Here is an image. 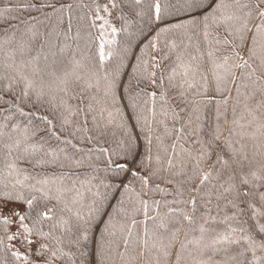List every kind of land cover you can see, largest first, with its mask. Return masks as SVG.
I'll return each instance as SVG.
<instances>
[{
  "label": "snow or ice",
  "instance_id": "6c2138e0",
  "mask_svg": "<svg viewBox=\"0 0 264 264\" xmlns=\"http://www.w3.org/2000/svg\"><path fill=\"white\" fill-rule=\"evenodd\" d=\"M83 7L0 39V264H264V0Z\"/></svg>",
  "mask_w": 264,
  "mask_h": 264
},
{
  "label": "trees",
  "instance_id": "16d2710c",
  "mask_svg": "<svg viewBox=\"0 0 264 264\" xmlns=\"http://www.w3.org/2000/svg\"><path fill=\"white\" fill-rule=\"evenodd\" d=\"M36 0H0V39L5 36L4 29H8V35L15 33L17 36L28 32L29 29H36L41 33L50 31L56 27L58 22L63 19L64 25L71 22L73 25V31L77 26L81 24L79 17L85 16L88 12L83 5L91 3V0H48V2L55 5L56 9H61V5L73 4L72 9H62L55 11L53 8H44L42 10H36L35 8H28L26 5L34 3ZM163 3H167V0H162ZM10 11H5V9ZM6 20V22H4ZM134 27H140L137 22ZM147 28V24H144ZM120 39V37H117ZM126 72L130 69H125ZM87 171V170H82Z\"/></svg>",
  "mask_w": 264,
  "mask_h": 264
}]
</instances>
